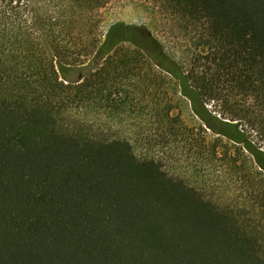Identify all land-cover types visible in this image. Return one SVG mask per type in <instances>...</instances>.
I'll return each mask as SVG.
<instances>
[{
  "label": "trees",
  "instance_id": "trees-1",
  "mask_svg": "<svg viewBox=\"0 0 264 264\" xmlns=\"http://www.w3.org/2000/svg\"><path fill=\"white\" fill-rule=\"evenodd\" d=\"M115 1L0 0V264H264V0Z\"/></svg>",
  "mask_w": 264,
  "mask_h": 264
},
{
  "label": "rangeland",
  "instance_id": "rangeland-1",
  "mask_svg": "<svg viewBox=\"0 0 264 264\" xmlns=\"http://www.w3.org/2000/svg\"><path fill=\"white\" fill-rule=\"evenodd\" d=\"M160 11L158 8L153 5H147L143 3L141 0H117L113 2L104 12H103V20L104 26L106 29L117 22H124L130 25H147L152 31L159 37L164 36V27H163V19L159 15ZM169 48V47H168ZM170 49V48H169ZM170 92L173 94L175 99V114L180 113L183 120L190 126L199 124V120L194 116L191 106L187 100L181 98L179 95H174L173 88H170ZM166 100L162 95V91L160 92L159 101L162 102ZM211 108V107H210ZM211 110H215L217 113L223 114L222 110L219 108H212ZM119 134L130 133L128 131H118ZM141 150L139 153L141 154ZM189 165H182V176L187 179L191 184L195 183L200 187L201 192L206 194L207 196H214L215 198H226L228 195L224 193V191L230 192L234 187L231 183L227 184H219L216 183V179L210 177L211 171L202 170L199 167L194 169H189ZM193 166H197L196 162L193 163ZM202 176H205L202 178ZM224 185V187H223ZM224 188V190H222Z\"/></svg>",
  "mask_w": 264,
  "mask_h": 264
},
{
  "label": "water",
  "instance_id": "water-1",
  "mask_svg": "<svg viewBox=\"0 0 264 264\" xmlns=\"http://www.w3.org/2000/svg\"><path fill=\"white\" fill-rule=\"evenodd\" d=\"M81 79V78H80Z\"/></svg>",
  "mask_w": 264,
  "mask_h": 264
}]
</instances>
